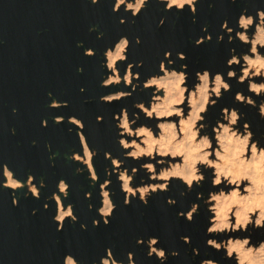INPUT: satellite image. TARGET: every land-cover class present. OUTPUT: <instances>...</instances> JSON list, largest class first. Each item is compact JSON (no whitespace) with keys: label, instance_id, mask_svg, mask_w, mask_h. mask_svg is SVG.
<instances>
[{"label":"water","instance_id":"water-1","mask_svg":"<svg viewBox=\"0 0 264 264\" xmlns=\"http://www.w3.org/2000/svg\"><path fill=\"white\" fill-rule=\"evenodd\" d=\"M117 1L0 0V264H67L68 256L76 264H104L109 249L124 264L131 260L135 264L232 261L225 248L208 243L214 235L209 232L211 212L201 206L192 219L187 216L193 204L201 202L202 191L218 188L211 183L209 170L201 185L189 189L181 178L172 177L168 188L153 191L144 200L139 194L128 197L113 158L119 159L120 168L136 169L135 185L143 178L155 181L144 164H158L160 156L129 155L118 123L126 111L131 120L138 113L136 125L156 126L158 117L148 116L136 104H149L153 87H139L161 75L163 63L177 70L185 65L190 87L205 71L211 78L221 73L228 82L230 88L222 90L206 113L211 132L226 107L239 108L256 129L259 124L264 129L258 108L236 100L240 90L249 91L248 80L229 75L244 63L243 58L232 63L233 55L252 52L251 44L238 35L240 18L252 15L249 32L253 34L264 0H196L195 12L190 4L169 7L168 0H145L134 12L126 4L117 9ZM124 37L126 56L116 66L125 76L131 65L137 74L132 82L139 84L135 88L126 81L105 82L114 73L106 52ZM259 50L264 53V45ZM120 90L129 94L110 98ZM254 97L261 101L264 94ZM57 115L60 119H54ZM81 133L90 150H96L92 159L96 179L85 163L70 157L85 152ZM6 169L23 182L32 176L40 192L7 185ZM108 179L114 207L105 224L100 208L102 184ZM62 180L68 184L66 194L60 190ZM56 194L64 207L72 205L75 218L58 219ZM151 238L158 239L156 247L165 251L166 259L157 253L148 255Z\"/></svg>","mask_w":264,"mask_h":264},{"label":"rangeland","instance_id":"rangeland-1","mask_svg":"<svg viewBox=\"0 0 264 264\" xmlns=\"http://www.w3.org/2000/svg\"><path fill=\"white\" fill-rule=\"evenodd\" d=\"M130 2H135V0H125L124 4ZM176 6L181 8L178 4ZM131 9L135 12L134 8ZM243 15L250 16L252 21L248 27L243 26L244 29L238 33L240 38L242 33L252 36L256 31L253 34L249 32L254 20L252 15ZM259 24L264 26V16L261 14ZM242 40L247 41L245 39ZM249 43L251 44V42ZM263 45L264 43L258 44L253 49L251 44L252 52L244 53L241 57L234 54L231 60L232 63L240 62L241 58H243L244 63L240 70L231 69V74L229 73L230 76L238 75L241 81L248 80L249 91L246 93L240 90L236 95V100L256 106L262 118H264V98L258 101L255 99L254 94H264V87H260L264 85V67L261 66L264 63V53L259 50V46ZM109 50H116V46L114 49ZM126 50L127 45L123 50L124 58ZM234 58H237V60L233 61ZM119 60L120 57L114 64H109L107 57V64L110 68L114 69V73L110 74L105 82L120 83L126 81V83L132 84L135 88L139 84L137 82L133 83L132 77L137 76V74L131 71L130 65L128 71H130L132 76L127 81V74L121 76L120 70L116 66ZM185 67L183 65L182 69L177 70L176 68H167L165 65L164 68L170 73H165L164 71L161 75L156 74L148 79L143 87H139V90L153 87V96L149 104L142 101L137 103L136 106L140 107L148 116L158 117L156 126L145 122L141 125H136L135 122L139 118L138 113H136V118L131 120L126 111H124L118 123L123 133L122 144L128 148L129 155L136 153V157L148 156L152 158L157 154L160 156L157 160L158 164L149 162L155 166V175H152V171L147 170L150 177L155 181H147L143 178L140 184L135 185L134 176L136 175V169L130 172L127 168H120L121 162L118 158H113L118 161L116 166L114 164V168L119 173V177L121 171H127L131 176L130 187H124V180L121 178L123 188L126 190L128 197L139 194L144 200L153 191L157 192L160 189L168 188L170 178L172 177L181 178L188 184L189 189L194 188L195 184L201 185L202 181L206 179L205 171L209 170L211 173V183L218 186V188L212 189L208 193L202 191L200 193L201 202L194 203L190 211L195 209L194 213H196L200 211L199 208L201 206H205L211 212L210 233L249 232L248 234L231 235L229 238H210L215 239L217 242V245H214V247L218 249L225 248V256L232 258V261L226 264H264V129L260 124L258 125V129H256L245 113L240 115L239 108L226 107L223 110L222 117L217 119L214 130L211 132L210 122L206 113L209 111V106L217 102L216 97L222 95V90L229 89L230 86L224 80L222 74L218 73L217 75L221 76L218 95L215 79L217 75L211 78L209 72L205 71L207 73V80H203L202 78L205 72H200L196 84L190 87L187 79L188 73L184 70ZM115 73L118 77L110 80V77L115 75ZM181 75L183 79H181ZM224 84H228V88H225ZM253 85L260 87L259 93L255 91L252 87ZM126 94L129 93L120 90L112 94L110 98ZM240 97H243V99ZM159 101H165L167 104V107L163 108V114L151 113L152 104ZM233 112L236 113L235 122L232 120ZM124 115L126 119H124ZM124 120L126 121L125 123ZM181 122L185 124L187 129L177 134L169 133L166 129H163L171 124L178 126ZM188 130L189 133H187ZM249 133H251L250 136L248 135ZM245 137H247L246 143H241ZM124 139L128 142L125 143ZM88 149L90 151V158H87L86 151L83 155L74 152L70 157L85 163V169H89L90 171L93 169L95 171L92 159L96 154V150L91 151L89 147ZM189 179L191 180L190 184ZM21 183L16 185L6 184L16 188L26 186L28 192L34 194L40 192V188L33 182L32 176L26 182L21 181ZM109 183L108 179L102 184V189L107 190L110 195V190L107 188ZM151 185L156 186L154 188L149 187ZM162 185H165V187H162ZM141 188L146 189L142 192ZM68 206L71 207V212L64 218L67 216L75 218L72 205ZM110 214L111 212L103 214L104 218L107 220V215ZM63 219H60V221ZM157 240V238L148 240L150 252L158 254L159 251H163L165 253L162 248L156 247ZM230 243H234L235 247L232 248ZM196 252H198L197 248ZM165 257L167 258L166 253ZM104 261H107V264H124L121 261L115 260L112 255L104 258ZM129 264L135 263L131 260ZM202 264L224 263L219 260L206 259L202 261Z\"/></svg>","mask_w":264,"mask_h":264},{"label":"bare ground","instance_id":"bare-ground-1","mask_svg":"<svg viewBox=\"0 0 264 264\" xmlns=\"http://www.w3.org/2000/svg\"><path fill=\"white\" fill-rule=\"evenodd\" d=\"M145 1V0H144ZM194 1L195 0H192V3L190 4L191 6H192V8H193V4H194ZM168 2H169V4H172V0H168ZM125 3V0H123V2H120V0H118L117 1V4H119V6L121 5V4H124ZM131 4H135V3H137V0H135V2H130ZM129 3H126V7H127V5H128ZM177 4L179 5V7H182L184 4H189L188 3V0H178V2H177ZM128 8V7H127ZM248 21H250V22H248ZM251 21H252V18L249 16V17H247V16H242L241 18H240V22H241V25L242 26H244V27H248L249 25H250V23H251ZM245 22H247V23H245ZM125 38V37H124ZM124 38H122V40L124 39ZM241 38L242 39H245V40H247V41H249V42H251V44H252V47H253V49L254 48H256V46L258 45V44H262V43H264V26H262L261 24H259L258 26H257V28H256V31H255V33H254V35H247L246 33H242L241 34ZM122 40L118 43V44H116V50H114V51H107V53H106V56L108 57V63L109 64H114L115 63V61L120 57V59H123L124 58V53H123V50H124V48H121L120 47V43L122 42ZM92 52V50L91 49H89L88 50V52ZM234 60H237V58H234L233 59V61ZM163 69H164V71H165V73H170L167 69H165L164 67H165V63H163ZM231 74V73H230ZM229 74V75H230ZM132 75H131V73H130V71H127V75H126V78H127V81L129 80V78L131 77ZM118 77V75L115 73V75H113V76H111L110 77V80H113V79H116ZM203 78V80H204V77H202ZM54 103H57L56 101H54ZM166 108L167 107V104H166V102L165 101H159V102H156V103H154V104H152V106H151V108H152V110H150V112L152 113V112H156L157 114H163V112H164V110H163V108ZM147 111V110H146ZM150 112H148L149 114H150ZM124 119H126V116L124 115ZM72 120H74L75 122L78 120V121H80L79 119H72ZM126 121L124 120V123H125ZM79 125H81V121H80V123H79ZM163 129H166L169 133H173V134H177V133H179V132H181V131H183L184 129H187L186 128V126H185V124L184 123H182L181 122V124L180 125H173V124H171V125H168V126H166V127H164ZM187 133H189V130L187 131ZM81 137H82V140H83V143H84V148L86 149V156H87V158H90V152H89V150H88V148H87V143H86V140H85V137H84V135L81 133ZM124 142L125 143H127L128 141L127 140H125L124 139ZM132 155L133 156H135L136 157V153H132ZM113 163L115 164V166L117 165V163H118V161L116 160V159H113ZM144 167L148 170V171H152V175H155V166L153 165V164H150V163H147V164H145L144 165ZM6 176H7V181H6V183H9V184H13V185H16V184H22L21 183V181H20V179H18V178H16V177H14L13 176V174H12V172L10 171V170H8V169H6ZM91 176L94 178V179H96V174H95V171L92 169L91 170ZM120 178H122L123 180H124V187H130V179H131V176L127 173V171H121L120 172ZM156 185H151V186H149V187H155ZM148 187V186H147ZM162 187H165V185H162ZM146 189V188H145ZM145 189L144 188H141V190H142V192H144L145 191ZM60 190L62 191V193H64L65 194V192H67V183L64 181V180H62L61 182H60ZM103 190V189H102ZM103 192V204H102V206H101V208H100V210H101V212L103 213V214H107V212H104V211H102L104 208H106V207H108V204L106 203V201L107 202H109L111 205H112V207H113V201H112V199L110 198V195H109V193H108V191L107 190H103L102 191ZM56 198H57V200H58V203H59V212H58V218L59 219H61V214L63 213L64 215H63V218L66 216L65 214L66 213H69V210H71V207L70 206H68V207H64L63 206V204H62V200H61V195L60 194H57L56 195ZM217 224V223H216ZM213 228V227H212ZM214 234V233H213ZM213 237H217V234H214L211 238H213ZM218 238V237H217ZM208 243L210 244V245H217V242H216V240L215 239H210L209 238V241H208ZM230 245H231V247L232 248H234L235 246H234V243H230ZM231 248V249H232ZM160 252V251H159ZM158 252V253H159ZM67 264H75V259L73 258V257H71V256H68L67 257Z\"/></svg>","mask_w":264,"mask_h":264},{"label":"clouds","instance_id":"clouds-1","mask_svg":"<svg viewBox=\"0 0 264 264\" xmlns=\"http://www.w3.org/2000/svg\"><path fill=\"white\" fill-rule=\"evenodd\" d=\"M120 2H123V0H120ZM93 3H96V0H93ZM190 3H192V0H190ZM144 4V0H142V2H140V3H135L134 5L133 4H131V3H129L128 5H127V7L128 8H134L135 9V12H139V10H140V8H141V6ZM170 6V5H169ZM116 8L118 9L119 8V4H117L116 5ZM193 12H195V6H193ZM262 16H264V12H261L260 13ZM248 22H250V21H248ZM121 23H123V20H121ZM245 23H247V22H245ZM100 36H103V33L101 32V33H98V37H100ZM199 42V41H198ZM136 43L137 44H140L141 43V38L140 37H137L136 38ZM128 44V39L127 38H124L123 40H122V42L120 43V47L121 48H124L126 45ZM262 67H264V63H262V65H261ZM79 70H83L82 68H80ZM258 71V70H257ZM181 79H183V76L181 75ZM204 79L205 80H207V73L205 72V75H204ZM215 79H216V82H217V89H216V91H217V94L219 95V84L221 83V76L220 75H217L216 77H215ZM224 87L225 88H228V84H224ZM254 89H255V91L257 92V93H259V91H260V87H264V85H261L260 87H257L256 85H253L252 86ZM83 90V89H82ZM50 95H51V93H50ZM241 99H243V97H240ZM232 120H233V122H235L236 121V113L235 112H233L232 113ZM249 136L251 135V133H249L248 134ZM246 141H247V137H245L244 138V141H242L241 143H246ZM191 183V180L189 179V184ZM106 203L108 204V207H106V208H104L102 211H104V212H107V213H110L111 212V210H112V205L109 203V202H107L106 201ZM63 213L61 214V219H63ZM259 222V221H258ZM104 223L105 224H107V223H109V221L108 220H104ZM153 242H155V241H153ZM153 251H155V249H153ZM109 255H111V249H109ZM148 255L149 256H151L152 255V252H149L148 253ZM131 256V252H129L128 253V258ZM102 257V256H101ZM100 257V258H101ZM158 258H165L166 259V257H165V253L163 252V251H160L159 253H158ZM161 262H162V264H163V260H161ZM93 264H97V262H93ZM104 264H107V261H104Z\"/></svg>","mask_w":264,"mask_h":264},{"label":"snow or ice","instance_id":"snow-or-ice-1","mask_svg":"<svg viewBox=\"0 0 264 264\" xmlns=\"http://www.w3.org/2000/svg\"><path fill=\"white\" fill-rule=\"evenodd\" d=\"M140 2H142V0H137V3H140ZM177 2H178V0H172V5H170L169 7H172L173 5H176ZM188 3L191 4V3H190V0H188ZM211 39H212L211 37H208V41H211ZM198 41H199V42H198ZM195 43H196L198 46H199V45H202L200 40L195 41ZM91 54H92V53L89 51V55H91ZM168 54H169V55H172L171 52L168 53ZM179 55L183 56V52L180 51V52H179ZM97 118H98L99 120H101V121H102V119H103L102 115H98ZM54 119H60V117L57 115ZM76 123L79 124L80 121L77 120ZM43 124H44V125H47V124H48V120H44V121H43ZM195 211H196V210L193 209L192 211L187 212V216H188L189 219H192V218H193V213H194ZM70 212H71V210H69V213H66L65 215L70 214ZM181 215H183V213H181ZM103 221H104V220H103ZM96 223L99 225V224H100V219H98V220L96 221ZM257 223H259V222L257 221Z\"/></svg>","mask_w":264,"mask_h":264},{"label":"flooded vegetation","instance_id":"flooded-vegetation-1","mask_svg":"<svg viewBox=\"0 0 264 264\" xmlns=\"http://www.w3.org/2000/svg\"><path fill=\"white\" fill-rule=\"evenodd\" d=\"M241 17H242V16H241ZM240 24H241V22H240ZM257 25H258V24H257ZM241 26H242V25H241ZM256 27H257V26H256ZM243 29H244V27L242 26V30H243ZM228 30H230V29H228ZM230 31H231V30H230ZM240 31H241V30H240ZM240 31H239V32H240ZM87 52H88V50H87Z\"/></svg>","mask_w":264,"mask_h":264},{"label":"crops","instance_id":"crops-1","mask_svg":"<svg viewBox=\"0 0 264 264\" xmlns=\"http://www.w3.org/2000/svg\"><path fill=\"white\" fill-rule=\"evenodd\" d=\"M121 140H122V138H121ZM85 147V146H84ZM87 148H88V145H87ZM89 150V149H88ZM85 151H86V149H85ZM90 152V151H89Z\"/></svg>","mask_w":264,"mask_h":264}]
</instances>
